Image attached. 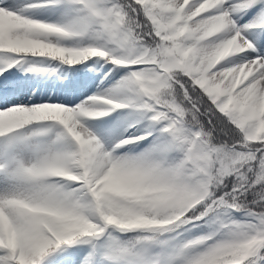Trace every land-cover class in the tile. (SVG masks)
Masks as SVG:
<instances>
[{
  "label": "rangeland",
  "instance_id": "1",
  "mask_svg": "<svg viewBox=\"0 0 264 264\" xmlns=\"http://www.w3.org/2000/svg\"><path fill=\"white\" fill-rule=\"evenodd\" d=\"M46 1L18 0L16 3L17 7L23 8V5L32 6V4H41ZM67 1L70 3V0H66V3ZM71 1L76 5L79 4L80 8L83 7L82 11L87 12L90 16L92 15L98 27L87 30L81 36H76L78 38H73L76 39L73 42L53 41L54 35L41 39V42L51 46L47 50V54H55L57 57L56 62H61L63 67L65 64L73 63L78 69L82 68L80 66L82 63L84 67L92 66L93 69L92 61L104 62L106 59L100 58L101 54L105 55L107 59L109 58L112 63H115L117 68L127 77V85L132 93L127 94V96H118L116 93L113 94V91H109L110 94L108 95H112L110 99H117L113 102L120 105L115 104V107H123L125 99H134L135 103L138 99H141L150 104L151 107L142 117H148L149 114L156 113L160 117V122L153 130H149L150 136L145 138H148V140L154 139L158 134V130L161 129L162 133H165L168 137L171 147V156L169 157L172 165L168 166L169 161L165 156L160 157L158 154L153 155L154 158L147 162L150 155H143L144 146L147 143L143 145L138 140L139 142L136 141L137 143L134 146L129 147L128 144L130 143L123 141L127 135L124 136L125 133L120 135H123L122 137L118 135L122 129H120V125L119 129L116 130V134L114 133L108 139L103 151L106 153L108 145L115 146L122 141L126 145H123L119 152L121 156L123 155L122 158L126 156L124 158L126 164H112V161L108 162V157L96 171L95 175L97 176L92 177V181L89 182L91 184L88 183L89 185L84 187L82 183H79V191L77 190L78 186L76 187L77 184H73H76L75 187H72L76 192L72 194L70 199L75 206L78 205L75 207L76 209H72L73 212H67L66 215H70V218L67 217L70 221H72V215L77 216L73 220L76 222L73 223L74 231L72 232V236L76 241L75 244L70 243L68 245L69 249L76 248L85 240L89 249L85 252L87 254L86 264H100L101 261H108V264H122L117 259L123 257L122 255H130L134 258L140 256L141 261H138L140 264H264V212L253 213L238 210L224 198V193L221 196H216L209 204L207 202L203 205L199 213L190 216V218L187 215L194 205L201 204L207 193L210 162H216V169L223 174L227 169L235 168L238 164H250L248 154H252L256 166L247 169L244 166V172L247 171L245 181L264 183V155L259 156L257 153L258 151H264V81L262 84L263 90L260 89L258 98H253L251 95L254 92L256 81L260 79L258 73L262 71L264 73V43L262 50L259 51L260 45L252 35L247 34L249 44L252 43L257 52L246 49L244 54L243 50L235 49L232 55L233 49L230 52L229 46L226 45L228 38L223 37L220 42L213 45L216 47L215 50L210 51L201 62V70H195V56H188L189 52L187 51L181 55L177 54L183 43L186 44L192 41V44H194L201 40L203 34L214 30L221 21L226 23L232 31V29H236L239 23L247 26L251 21L263 19L261 20L262 23L259 22L261 25L256 28L261 29L264 24V15H262L264 8L256 14H250L248 11L256 8H250L255 3L263 6L264 0H129L136 3L146 1L156 8L157 27L155 31L157 32H154V28L153 32L150 30H146L147 32L142 31L140 24L135 21L132 15L133 8L130 7L128 0ZM124 8L126 11L129 9L130 15L125 16ZM206 14L210 18L209 22L195 33L194 38H188V25L195 18ZM19 17L23 19L22 16ZM172 17L174 19L168 22ZM38 21L40 23L43 21L45 24L46 22L55 23V27L62 28V25L54 19L38 17ZM52 25L49 26L52 27ZM152 26L154 27L153 23ZM58 29L57 31H59ZM66 29V27H63V32H60L65 33ZM221 30V28H217L215 31L220 33ZM227 36L236 39L238 35L235 31H232ZM243 37H246L245 34L239 33L238 39L241 43ZM168 38L177 40V46L173 48V44L166 43L164 40ZM33 40L39 39L33 38ZM218 48L222 49L223 53L226 52L227 55L225 57H221L222 55L215 57V51ZM249 48L252 49V46ZM167 52L176 56L181 63V69L165 72L158 70L156 65L152 63L164 59ZM27 59V62H24L25 67H40V65H43L37 60L34 62L29 61V55ZM226 60L231 62L210 68L203 66L205 61L207 64L213 61V66L215 62L220 63ZM135 62L150 63L137 65ZM204 69L209 73L202 72ZM177 76L190 79V84L194 85L209 104L237 129L242 142H233L229 145L208 143L206 141L208 139L202 133L196 132L195 125L182 121L177 104L163 89L166 79L173 81ZM77 100L78 98L75 97L70 103H60L58 99H52L48 103L61 110L63 106L70 107L73 103H77ZM99 115L96 116L99 117ZM104 117L105 115L102 116V118ZM128 119L130 120V118H126L123 122L128 123ZM48 127L45 126V128ZM59 129L55 126L51 131L47 129V133L52 134V138H55L56 134L61 131ZM143 129L131 135V143L134 144L140 134L146 133ZM41 131L42 128L31 129V133ZM24 136L22 138L13 136L10 139H15V142L13 141L15 144L27 140L25 139L27 136ZM2 144L7 148L11 146V142L5 144L3 142ZM2 149V146H0V150ZM64 149L65 154L70 155L68 148ZM118 159L119 157L114 158L113 161ZM133 159L135 162L143 160L140 169L133 164V170L137 168L140 172L135 173L131 169L132 171L126 175L124 168H131L132 163L130 164V160L134 161ZM154 166L155 169L159 167L157 175L147 177L148 170ZM161 166L165 168H161ZM119 168L122 170L120 175H118ZM173 171L179 175L176 182L167 180L168 187H163L165 185L162 179ZM112 173H116L114 174L115 178ZM127 176L128 178H125ZM109 178H113V180H108ZM122 182L124 183L122 184ZM110 184H112V187ZM120 186L121 189H119ZM128 186L130 187L128 188ZM122 187L124 190H122ZM86 188L94 196L93 199L88 197ZM83 195H86V200L89 205H92V209L97 207L92 215L87 210L85 211V206L83 208L79 205L81 204L79 199L83 201ZM20 197L31 203L34 201L43 205L46 203H40L41 200L35 197H31L34 198L33 200L28 197L26 199L23 195H20ZM77 197L79 198L77 199ZM165 216L166 218H163ZM55 219L60 224L63 222L61 216L57 215ZM105 224H107V231L106 228L102 227ZM151 226H165V228L155 232L149 229ZM68 251L66 249L64 253H68ZM60 254V252H57L56 256ZM89 258L90 261H88ZM54 264L64 263L58 261Z\"/></svg>",
  "mask_w": 264,
  "mask_h": 264
},
{
  "label": "bare ground",
  "instance_id": "2",
  "mask_svg": "<svg viewBox=\"0 0 264 264\" xmlns=\"http://www.w3.org/2000/svg\"><path fill=\"white\" fill-rule=\"evenodd\" d=\"M17 1L0 0V146L3 148L0 150V264H54L58 261L64 264H86L87 254L85 252L88 249V243L85 240L74 249L70 250L68 247L70 243L75 244L76 241L72 236V232L74 231L73 223L76 222L73 220L77 216L72 215V221H70L67 218H70V215H66L67 212L76 209L75 207L78 205L75 206L70 199L72 194L76 192L72 187H75L76 184L77 187L79 183H82L84 187L91 184L89 182L92 181V177L97 176L95 175L96 171L108 157V162L112 161V164H126L124 159L126 156L122 158L123 155L121 156L119 152L121 147L126 145L122 141L115 146L108 145L106 148L107 154L103 151L108 139L114 133L116 134V130L119 129L120 125V129H122L118 135L125 133L124 136H128L123 141L130 143L128 144L129 147L134 146L139 141L143 145L147 143L144 150L142 149L143 155H150L147 162L154 158L153 155L158 154L160 157L165 156L169 161L168 166L172 165L169 157L171 156V147L168 137L165 133H162L161 129L158 130V134L154 139L148 140V138H145L150 136L149 130H153L160 122V117L156 113H151L148 117H142L151 107L150 104L141 99H138L137 103L134 99H125L123 107H115L117 103L113 101L117 99L112 98L111 100L112 95H108L110 94L109 91H113V94L116 93L118 96H127L132 91H129L125 74L105 55H100V58L106 59L104 62H91L93 69L92 66L84 67L83 63L80 65L82 68L78 69L73 63L65 64L63 67L61 63L56 62L57 57L55 54H47V50L51 46L41 42V39L54 35L53 41L73 42L76 40L73 38H78L76 36H81L87 30L98 27L92 15L90 16L87 12L82 11L83 7L80 8L79 4H70L68 1L66 3V0L55 1V3L63 1L59 5L32 8L17 7ZM253 7L256 8L248 11L250 14L260 13L264 5L259 6L258 3H255L250 8ZM27 13L29 15H26ZM262 15H264V11H262ZM19 16H22L24 20ZM38 17L56 20L62 25V28H67V33L65 30V33H62V28H57L59 30L57 31V29H53L43 21L40 23ZM216 18L219 19L218 16ZM173 19L174 17L170 18L168 22ZM209 19L208 14L195 18L188 25L187 37L194 38L195 33L202 29L209 22ZM261 20L251 21L247 26L239 23L236 29H232L238 35L236 39L227 36L232 31L226 23L221 21L214 30L203 34L201 40L194 44H192V41L186 44L183 43L177 54L181 55L186 51L189 52L188 56H195L194 58H196L195 70H201V62L210 51L215 50L216 47L213 45L220 42L223 37L228 38L226 45L229 46L230 52L233 49L232 55L235 49L243 50L244 54L246 53V46H251L247 38L248 35H252L260 45L259 51H261L264 43V24L261 29L254 28L261 25L259 24V22L262 23ZM217 28L222 29L220 33L215 31ZM239 33L246 36L242 38V43L238 39ZM33 38L39 40H33ZM215 52V57L221 55V57H225L227 55L220 48ZM28 55L29 61L34 62L37 60L43 65H40V67H25L24 62ZM212 62L207 64L205 61L203 66L210 68L231 61L215 62L213 66ZM135 63L139 65L149 64L150 62ZM152 63L156 65L158 70L165 72L181 69L180 61L168 52L164 59ZM204 71L205 69L202 72ZM258 75L260 79L256 81L254 92L251 93L253 98H258L260 89L263 90V71ZM211 76L214 77L213 74ZM75 97L78 98L77 103H73L70 107L63 106L61 110L48 103L52 99H58L60 103H70ZM97 114H100L99 117L96 116ZM104 115L105 117L102 118ZM126 118H130L128 123L123 122ZM34 120H36V123L31 124L30 121ZM23 124L24 126H22ZM18 125L21 127L14 128ZM45 126L49 127L45 128ZM55 126L60 127L61 131L56 134L55 138H52V134L47 133V129L51 131ZM32 128H42V131L31 133ZM142 129L146 133L140 134L134 141L135 143H131V135L142 131ZM13 136H18V138L24 136L27 140L14 144L15 139H10ZM3 142L4 144L11 142V146L7 148L2 144ZM64 148H68L70 155L65 154ZM117 155L119 159L113 161L114 158H118ZM136 160L138 161V159ZM142 162L143 160L139 162L130 160V164L132 163L131 168H124L125 174H129L133 170V164L140 169ZM137 168L133 172L138 171L137 173H139L140 171ZM155 168L154 166L148 170L147 177L157 175L159 167ZM161 168L165 167L161 166ZM120 171L122 170L118 171V175H120ZM105 173L107 174V172ZM177 176H179L178 173L174 171L170 175H166L162 179L165 185L163 187H168L167 180L176 182ZM125 178H128V176ZM110 179L113 180V178L108 180ZM116 179L118 178L116 177ZM74 183L76 184L73 185ZM111 183L113 184V182ZM87 189L85 190L88 197L93 199L94 196ZM119 189H121V186ZM77 190L79 191V186ZM122 190H124L123 187ZM19 194L26 197V199L28 197L33 200L34 198L31 197H35L41 200L40 203L46 202L48 204L44 203L45 205H43L35 201L32 204L30 201H26L25 198L20 197ZM79 201H81L79 205L83 208L85 206V211L87 210L89 214L92 215L94 210H97V207L92 209V205L88 204L86 195H83V201L80 199ZM19 202L36 207V209L25 208L23 205L18 204ZM56 211L60 212L57 213ZM57 215L63 217L61 224L55 219ZM106 226L107 224L102 227L106 228ZM164 228L165 226L149 227L151 231L155 232ZM103 229L102 231H104ZM66 249L69 250L68 253H64ZM57 252L61 254L56 256ZM122 256L117 258L122 264H140L138 262L141 261L140 256L135 258L130 255ZM56 259L58 260L55 261ZM88 261H90V258ZM100 264H108V261H101Z\"/></svg>",
  "mask_w": 264,
  "mask_h": 264
},
{
  "label": "trees",
  "instance_id": "3",
  "mask_svg": "<svg viewBox=\"0 0 264 264\" xmlns=\"http://www.w3.org/2000/svg\"><path fill=\"white\" fill-rule=\"evenodd\" d=\"M129 1V0H128ZM130 7L133 8L132 15L135 21L140 24L143 30L154 32L156 29L157 19L155 18L157 10L154 6L146 1L139 3L129 1ZM129 9L124 8V13L130 15ZM152 23L154 27L152 26ZM146 31V32H147ZM172 45L177 46V40L174 38L164 40ZM175 78V77H174ZM190 79L184 76H177L174 81L166 79L164 83V91L177 104L180 111L182 121L195 125L196 132L203 134L208 143H221L229 145L233 142H242L241 136L231 124H229L224 116L209 104L199 90L190 84ZM253 145V143H251ZM254 147V146H253ZM259 156L264 155V151L257 152ZM250 164L240 165L235 168H229L225 173L221 174L216 169V162H210L207 177V195L204 200L196 205L188 212V216H193L202 209L203 205L212 197L225 193L224 198L232 203L236 209L250 211L253 213L264 212V183L246 182L244 172L245 169L252 168L255 165L253 155L248 154ZM242 177V178H241ZM241 178V179H240ZM163 218H166L163 217Z\"/></svg>",
  "mask_w": 264,
  "mask_h": 264
}]
</instances>
